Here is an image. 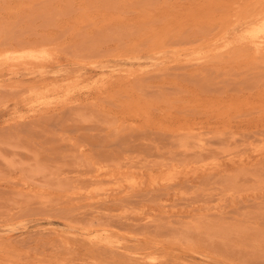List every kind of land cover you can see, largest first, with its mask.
Returning a JSON list of instances; mask_svg holds the SVG:
<instances>
[{"label":"rangeland","instance_id":"374dc122","mask_svg":"<svg viewBox=\"0 0 264 264\" xmlns=\"http://www.w3.org/2000/svg\"><path fill=\"white\" fill-rule=\"evenodd\" d=\"M0 264H264V0H0Z\"/></svg>","mask_w":264,"mask_h":264},{"label":"bare ground","instance_id":"6f19581e","mask_svg":"<svg viewBox=\"0 0 264 264\" xmlns=\"http://www.w3.org/2000/svg\"><path fill=\"white\" fill-rule=\"evenodd\" d=\"M106 4V3H105ZM202 5V4H201ZM187 15V14H186ZM188 16V15H187ZM125 29V28H124ZM181 30V29H180ZM86 38V37H85ZM102 38V37H101ZM80 47V46H79ZM87 48V47H86ZM101 66V65H100ZM104 81V80H103ZM97 83V82H96ZM203 88V87H202ZM207 94V93H206ZM133 104V103H132ZM133 115V114H132ZM33 132V131H32ZM106 141V140H105ZM124 141V140H123ZM130 141V140H129ZM125 142V141H124ZM128 145V144H127ZM61 150V149H60ZM73 154H75V153H73ZM54 155V154H53ZM72 156V155H71ZM66 158V157H65ZM66 160V159H65ZM68 160H69V158H68ZM59 162V161H58ZM72 162H73V160H72ZM75 162V161H74ZM62 164H63V161H62ZM66 164H68V163H66ZM70 164V163H69ZM72 165V164H71ZM70 165V166H71ZM58 166V165H57ZM68 167H69V165H67ZM88 166V165H87ZM75 169V168H74ZM72 170V169H71ZM79 170V169H78ZM222 227V226H221Z\"/></svg>","mask_w":264,"mask_h":264}]
</instances>
